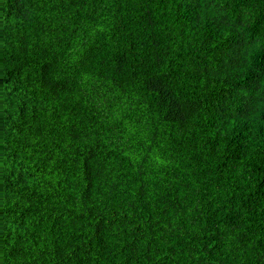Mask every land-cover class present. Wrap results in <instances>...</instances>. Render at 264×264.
I'll use <instances>...</instances> for the list:
<instances>
[{"label": "trees", "instance_id": "trees-1", "mask_svg": "<svg viewBox=\"0 0 264 264\" xmlns=\"http://www.w3.org/2000/svg\"><path fill=\"white\" fill-rule=\"evenodd\" d=\"M0 264H264V0H0Z\"/></svg>", "mask_w": 264, "mask_h": 264}]
</instances>
